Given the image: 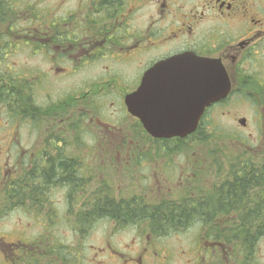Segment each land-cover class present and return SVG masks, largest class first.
Segmentation results:
<instances>
[{
	"label": "flooded vegetation",
	"instance_id": "af4514ba",
	"mask_svg": "<svg viewBox=\"0 0 264 264\" xmlns=\"http://www.w3.org/2000/svg\"><path fill=\"white\" fill-rule=\"evenodd\" d=\"M44 8L0 10L8 23L0 30V264H83L85 251L120 264H167L170 236L152 227L164 223L160 216L127 221L105 211L110 203L166 215L209 208L226 190L219 147L209 168L220 183H198L205 163L189 151L205 137L228 142L232 182L234 174L251 181L261 164L260 187L247 195L249 206L254 193L264 203V140L252 150L242 134L264 132V0H57ZM174 57V66L162 65ZM146 81L166 98H199L206 81L227 92L205 108L194 134L154 139L125 102ZM226 126L234 133L220 135ZM99 224L117 228L103 248L61 242L76 232L87 239ZM242 224L236 214L194 221L199 234L182 254L196 257L186 263L264 264V236L253 251L235 235ZM142 225L149 232L127 252L111 244L117 231Z\"/></svg>",
	"mask_w": 264,
	"mask_h": 264
},
{
	"label": "rangeland",
	"instance_id": "374dc122",
	"mask_svg": "<svg viewBox=\"0 0 264 264\" xmlns=\"http://www.w3.org/2000/svg\"><path fill=\"white\" fill-rule=\"evenodd\" d=\"M39 1L42 2V0H16V1H8L5 2V9L8 7H13L15 8L17 11H25L26 9H29L30 7L35 8L37 6V9H41L42 8H47V7H51L52 4L54 2H56L57 0H43L42 3L39 4ZM16 5V7L14 6ZM44 8V9H45ZM2 10V9H1ZM25 17V14H24ZM21 19H23V17H20ZM5 25H8V23L3 20V22L0 19V30H2ZM25 27V23H21V27L18 28H23ZM221 117H217L216 120H221ZM226 123H229V121H227ZM225 131L220 132V135H224V136H228L229 135V131L233 132L232 127L230 126H226L225 127ZM222 129H219L217 131H220ZM244 137H246V141L248 143L249 146H251L250 148L253 149H257L260 151V148L263 146V140H264V132L262 131H247V132H243L242 133ZM221 149V154L218 156V161H219V169H220V177L223 180H226V173H227V167H228V163H232L234 160L230 157L231 154L229 152V145L228 142L223 141V140H213V139H207L205 140V143L203 145V147H197V146H193L192 148H190L189 151V155L191 154V156L194 155H198V158L201 160L200 163H205V170L203 171L204 174V178L201 179L198 176V183L201 184L202 182L204 183V186L207 187L211 184H214L217 182L220 183V180H218V177L214 175V173L212 172V170L209 168L210 166V158H209V152L212 151V149H217V148ZM234 147V145H233ZM235 151H237L238 149V145H235ZM224 151V152H223ZM259 151H257L256 153L259 154ZM254 153V152H253ZM255 153V154H256ZM181 162V161H180ZM111 173H114V171H110ZM194 172V171H193ZM110 176V184L112 185V187H114V192L118 191V180H117V176H114L112 174H109ZM223 177L225 179H223ZM168 193V191H167ZM115 200H120V198L122 196H118L116 193H112L111 195ZM6 223V221L3 222V225ZM34 232L36 231V228L33 229ZM117 230V228H113L112 226H108L107 230H104L101 227V224H99L97 226L96 229H94L92 231V233L89 235V237L86 239V237L80 238V236L78 235V232H76V235L74 237V239H72L71 241L68 240V238L64 235V238L62 240L61 237V242L64 244V246H68V243L70 244H76V246H79L80 244H82L85 248H87V246L93 245L95 247V249L97 248H103L104 247V238L106 236L107 231L111 232L110 234H112L113 232H115ZM149 232V229H147L146 226H143L140 228V230H137L136 232L131 231L130 228H127L125 230L122 229L117 231L114 235H111L110 237V242L113 246L119 248L120 250H124L127 252L129 246H131L133 243H138V239L134 242V236L137 235L140 237L141 235V240H144V235L147 234ZM62 234V233H61ZM199 232L197 231V228H189L186 231L183 232H179L177 234H172V236H170L168 238V240H166V248L171 252V257H169V261L167 264H187L186 262H188V260L193 261V259L196 257L195 255H192L191 253H189L187 256L186 254H182L183 250H187L188 252H191L190 247L186 246L190 239H192L194 236L198 235ZM150 235V234H148ZM78 242H81L80 244ZM169 242V244H168ZM162 246V245H160ZM94 249V250H95ZM79 251L81 252V250L79 249ZM93 251V250H92ZM258 251L260 252V254H264V239L260 242L259 244V249ZM94 255V257L92 256ZM106 257V255H105ZM103 256L99 257L96 254H92L91 251L86 252L85 251V256L84 258L81 257V260L84 259V264H98V262L101 261H106L109 264H120L119 262H114L113 260L110 259H106ZM97 259H99V261H97ZM147 263V262H146Z\"/></svg>",
	"mask_w": 264,
	"mask_h": 264
},
{
	"label": "trees",
	"instance_id": "16d2710c",
	"mask_svg": "<svg viewBox=\"0 0 264 264\" xmlns=\"http://www.w3.org/2000/svg\"><path fill=\"white\" fill-rule=\"evenodd\" d=\"M9 0H0V10H9L4 8L6 3ZM16 1V0H14ZM15 6V5H14ZM258 166V167H257ZM262 170L261 164H256L252 169L251 181L245 176L233 175V182L231 176L223 182V188L226 190L222 191L221 195H218L213 205L204 211H200V208L195 207L192 210H186L183 207H177L168 212V214H163L159 211L143 209V210H120V205L117 207L113 203H110V208L107 209L106 214L108 215H118V218L124 217L125 220L131 221L134 219H143L145 216L152 214V219L155 217L160 219L158 222L164 223H154L153 231L155 234H165L177 231H184L197 220L205 219H222L227 221L231 219V216L234 214L237 215V220L240 223H243L241 226H234L235 235L243 243L247 242L249 245H252L253 251L255 250V242L261 237L264 236V203L261 202L262 197L258 193H254L252 198L257 204L251 202L249 206V195H247V189L249 187H260L258 182L260 177L258 174ZM243 173L245 169H242ZM232 173V172H231ZM235 206V207H234ZM129 213V214H126ZM124 215V216H123ZM146 218V217H145ZM156 222V221H155ZM236 228L239 232L236 231ZM230 233H228L229 236ZM233 236V235H231Z\"/></svg>",
	"mask_w": 264,
	"mask_h": 264
},
{
	"label": "water",
	"instance_id": "95a60500",
	"mask_svg": "<svg viewBox=\"0 0 264 264\" xmlns=\"http://www.w3.org/2000/svg\"><path fill=\"white\" fill-rule=\"evenodd\" d=\"M176 60L169 61L167 66H174ZM150 76H154V71L147 75V79ZM153 82H144L137 94L127 96L126 105L132 115L142 120L147 131L158 138L185 137L193 133L204 109L227 92L223 93L218 88L208 89L206 81L204 94L199 98L189 99L178 91V99L165 96L161 99V95L154 93Z\"/></svg>",
	"mask_w": 264,
	"mask_h": 264
}]
</instances>
